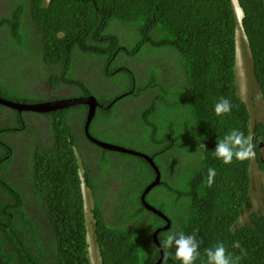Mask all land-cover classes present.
Instances as JSON below:
<instances>
[{"label":"trees","instance_id":"16d2710c","mask_svg":"<svg viewBox=\"0 0 264 264\" xmlns=\"http://www.w3.org/2000/svg\"><path fill=\"white\" fill-rule=\"evenodd\" d=\"M236 2L252 76L264 98V0ZM0 3L4 43L12 40L24 47L32 40L28 31L32 32L43 61L57 69L43 81V90L49 86L51 93L44 99L36 98L38 93L20 95L19 88L8 84L0 96L31 103L92 94L99 107L89 124L91 135L99 138L106 133L104 140L130 148L137 143L140 148L134 149L153 157L160 182L145 200L171 221L169 228L157 233L163 250L159 264H180L174 250L162 246L172 230L195 233L200 252L195 264H206L205 249L218 243L224 244L234 264H264V212L251 211L240 222L244 206L251 202L250 159L224 164L212 152L216 142L239 130L252 137L256 161L263 169L259 142L264 144V119L250 127L249 110L236 82L239 25L232 0ZM118 22L133 28L138 36L134 43L125 45L110 32ZM18 52L13 55L20 58ZM124 54L136 66L117 65ZM79 55L90 58V66L104 69L106 79L127 82L126 88L119 94H95L86 80L72 75ZM221 97L231 102L232 110L217 116L214 105ZM123 99L132 101L122 104ZM10 109L0 105V264H91L76 152L83 182L96 198L93 240L100 264H153L159 252L152 234L165 221L139 200L154 178L151 166L143 158L109 152L88 141L82 132L87 107L80 104L37 115L43 126L40 132L45 129L51 138V149L39 147L38 138L33 145L24 141L16 152L13 138L25 132L29 121L24 111ZM78 114L76 125L73 119ZM125 160L133 164L130 195L126 196V183L118 180L117 192L109 198L113 217L107 221L102 207L107 197L101 198L89 175L106 168L109 175L123 173ZM15 161L20 165L12 169ZM209 168L216 170L211 187ZM236 241L240 248L232 247Z\"/></svg>","mask_w":264,"mask_h":264},{"label":"rangeland","instance_id":"374dc122","mask_svg":"<svg viewBox=\"0 0 264 264\" xmlns=\"http://www.w3.org/2000/svg\"><path fill=\"white\" fill-rule=\"evenodd\" d=\"M235 7H237L236 0H233ZM2 4L0 3V7ZM237 11L238 8H236ZM34 32L33 28L30 29ZM110 32L116 34L120 37L125 45L128 43H134L136 41L137 34L132 27L126 25L122 22L114 23ZM28 35L32 38L29 44H25L24 47H17L16 43L12 40L8 43L5 42L6 33H0V89H3L6 84L19 88L20 95L24 93L35 94L38 99H44L48 95H51L49 90L42 88L43 81H45L52 71L56 72V67L53 65H48L42 59V54L40 46L34 39L32 32L28 31ZM236 40V82L238 86V92L242 100L246 103L250 114V127L254 126L259 120L264 119V98L258 91L257 85L254 81L251 72V60L249 55V49L247 45L246 38L241 30L240 25L238 26L235 34ZM18 50L16 49V47ZM19 51V52H18ZM18 52L20 58L14 56L13 54ZM90 58H85V56L79 55L74 59L72 64V75L80 76L82 79L86 80L90 84L91 90L97 94L107 93L119 94L121 93L127 85V82H119L115 78L106 79L104 77V69H98L95 64L90 66ZM91 63V62H90ZM118 64H125L128 66H136V61L127 55H122L117 62ZM115 66V64H114ZM56 74V73H55ZM171 77V74L168 75ZM48 88V87H47ZM50 88V87H49ZM65 90V89H63ZM80 92L77 91L73 95H78ZM59 95V94H58ZM132 100L123 99L122 104H130ZM4 109V108H3ZM12 110V109H10ZM15 111V110H14ZM18 111H16L17 113ZM21 113V112H19ZM25 119L29 121L28 126L24 129L25 132H21L16 138H13L16 152H19L24 145V141L27 145H33L37 142L46 145L48 143V136L45 129L42 133L40 132V126H42L39 120V113L34 112H23ZM80 118V114L74 117L73 122L77 125ZM102 140L106 138V133L99 136ZM107 141V140H104ZM109 142V141H107ZM134 148H140L139 144H132ZM40 147V145H39ZM50 148V147H49ZM81 163V162H80ZM18 161L12 164V169H17L19 167ZM80 175L82 174L81 168L79 169ZM250 174V197L251 202L247 204L244 208L243 213L240 218V222L247 220V216L251 211H261L264 212V170L258 165L256 157L251 158L249 166ZM82 191L84 198V210L87 224V241H88V251L91 264H100V258H98L97 247L93 240V218L91 215V202L88 195V190L82 183ZM117 192V188L112 185V187L107 192V198L109 199ZM109 214L108 219L110 220Z\"/></svg>","mask_w":264,"mask_h":264},{"label":"clouds","instance_id":"9594fccd","mask_svg":"<svg viewBox=\"0 0 264 264\" xmlns=\"http://www.w3.org/2000/svg\"><path fill=\"white\" fill-rule=\"evenodd\" d=\"M240 12H241V14H239V19H237V16H236L238 25H240L241 18H242L241 9H240ZM235 15H236V12H235ZM235 51H236V47H235ZM50 99H53V98H50ZM45 100H47V99H45ZM231 110H232L231 102L228 99H225L223 97H221L214 105V113L217 116H221V115L227 114V113L231 112ZM88 131H89V127H88ZM82 132H83V126H82ZM97 139H99V138H97ZM100 140H102V139H100ZM102 141H104V140H102ZM105 142H107V141H105ZM109 143H112V142L109 141ZM259 143H261V142H259ZM51 144H52L51 138H49L48 143L46 145H42V144H39V145H40V147H46V148L50 147V149H51ZM113 144H116V143H113ZM24 145H25V143H24ZM116 145H119V144H116ZM119 146L126 147V146H123V145H119ZM199 147L202 150L207 151L204 144H200ZM255 147L256 146L252 143V137L250 135L246 137L243 132H241L239 130H232L230 133L225 135L223 137V139H221L218 142H216V147H215V149L212 152H213V155L218 160L222 161L224 164H231L233 159H235L237 161H241V162H243L245 160H248V159H250V161H251V158L256 156L255 151H254ZM259 147H260V159H261V163H262V161L264 160V150H262V153H261V147H264V144L262 143V145L259 146ZM99 148H101V147H99ZM126 148H130V147H126ZM102 149H104V148H102ZM130 149H134V148H130ZM135 150H138V149H135ZM107 151H109V150H107ZM109 152H118V151H109ZM141 152H143V151H141ZM118 153H123V152H118ZM143 153H145V152H143ZM123 154H125V153H123ZM129 155H131V154H129ZM76 156H77V162H78V173H79V176H80V179H81V191H82V183L85 186V182H83V177H82L83 176V167H82V163H80L81 162V158L79 157L77 152H76ZM133 156H135V155H133ZM137 157H139V156H137ZM130 163H131V166H132L133 164H132L131 161H130ZM80 168H81V172H82L81 175H80V172H79ZM263 170H264V166H263ZM126 171H127V169L124 167V172L123 173L115 172L114 174H117V173L125 174ZM215 176H216V170L214 168H209L208 169V177H207V183H208L209 187H211L212 183L214 182ZM154 177H155V173H154ZM158 184H156V185H158ZM155 186H153V187H155ZM116 188H117V186H116ZM140 195H139V200H140ZM82 197H83V191H82ZM106 202H109L108 198L106 199ZM83 205H84V198H83ZM92 208H91V210H92ZM84 217H85V210H84ZM110 217L112 218L113 214L110 215ZM107 221H109L108 218H107ZM85 224H86V217H85ZM93 225H94V223H93ZM86 236H87V224H86ZM86 241H87V238H86ZM162 246H163L164 249L174 250L175 258H176V260L180 261V264H195V261L200 256L199 242H198V240L196 238L195 233L192 234V235H185L184 232L179 231V230L169 231L168 234L166 235V238L163 241V245ZM232 247L233 248H240L241 247L240 242L236 241L232 245ZM205 256L207 258L206 264H234V261H233L231 255L227 254V250H226V248H225L223 243H218L214 247H210V248L205 249ZM165 259H167V256H165ZM236 259L238 260L239 257H236Z\"/></svg>","mask_w":264,"mask_h":264},{"label":"water","instance_id":"95a60500","mask_svg":"<svg viewBox=\"0 0 264 264\" xmlns=\"http://www.w3.org/2000/svg\"><path fill=\"white\" fill-rule=\"evenodd\" d=\"M79 104L85 105L87 107L85 122L83 125V133H84L85 137L90 142L96 144L97 146H99L101 148L109 150V151H118V152H123V153L131 154V155L139 156V157L145 159L148 162V164L152 167V169L155 173V177L143 189V191L140 195V201H141V203L145 209L155 213L156 215H158L160 218H162L165 221V224L163 226L156 228L152 234V239H153L154 243L156 244V246L158 248V252H159V256L153 264H159L163 258V250H162V248L158 242L157 233L159 231H162V230L169 228L171 222H170L169 218L163 212H161L159 209H156L154 206H152L151 204H149L148 202L145 201V194L153 186L158 184L160 181V171H159L158 167L155 165L152 156H149V155H147V154H145L139 150L130 149V148L122 147V146H119V145H116L113 143L102 141L100 139L93 137L89 133V131H88L89 123L94 116L96 107H99L98 101L96 100L95 96L92 94L87 95V96H79V97L53 98V99H47V100L31 102V103L12 101L10 99H6V98H3L0 96V105L4 106L6 108L15 109L18 112L32 111V112H36V113H46V112H50V111H54L57 109H62V108H66V107H70V106H74V105H79ZM261 145H262V143H259V146H261ZM262 164L264 166V160L262 161Z\"/></svg>","mask_w":264,"mask_h":264},{"label":"flooded vegetation","instance_id":"af4514ba","mask_svg":"<svg viewBox=\"0 0 264 264\" xmlns=\"http://www.w3.org/2000/svg\"><path fill=\"white\" fill-rule=\"evenodd\" d=\"M49 89H50L49 86H46V90H49ZM262 150H264V147H261V153H262ZM124 167L127 169L126 174L111 173L109 175V172H108L109 168H106L103 170L97 169V173L89 175V177L92 181L93 187L101 195V198H104V196L107 197L106 195H107L108 190L112 187V185H114L116 187L119 184V181H117V180H120V179H122L126 183V187H125L126 196L130 195V189H131L130 179H131V175H132V173H131L132 167H131V163L129 160L124 161ZM85 187L88 190V195L90 198L91 208H92L96 198H95L94 194L92 193L91 189L89 187H87L86 184H85ZM246 206H247V204L244 206V208ZM102 207L105 211V217L107 219L109 217V214L112 213V210H111L112 207H111L110 201L106 202V198H104V200H102ZM91 215H92V210H91ZM92 218H93V216H92ZM93 223H95L94 218H93Z\"/></svg>","mask_w":264,"mask_h":264},{"label":"bare ground","instance_id":"6f19581e","mask_svg":"<svg viewBox=\"0 0 264 264\" xmlns=\"http://www.w3.org/2000/svg\"><path fill=\"white\" fill-rule=\"evenodd\" d=\"M232 1H233V0H232ZM233 4H234V2H233ZM234 8H235V12H236L237 19H239V14H241L240 9H239L238 6L235 7V5H234ZM236 8H238V10H239L238 12H237Z\"/></svg>","mask_w":264,"mask_h":264}]
</instances>
